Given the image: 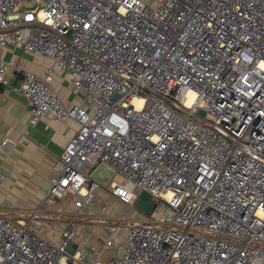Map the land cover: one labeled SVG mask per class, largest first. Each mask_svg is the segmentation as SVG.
<instances>
[{"label": "built area", "instance_id": "1", "mask_svg": "<svg viewBox=\"0 0 264 264\" xmlns=\"http://www.w3.org/2000/svg\"><path fill=\"white\" fill-rule=\"evenodd\" d=\"M7 46L53 62L39 76L0 61V87L20 76L30 124L51 114L79 129L39 209L0 214V264H264V0H0ZM57 71L91 109L63 104ZM103 163L105 187L91 177ZM99 191L130 211L147 192L156 207L110 215ZM67 195L76 211L51 242L33 227ZM88 208L109 237L83 252L72 242Z\"/></svg>", "mask_w": 264, "mask_h": 264}, {"label": "crops", "instance_id": "2", "mask_svg": "<svg viewBox=\"0 0 264 264\" xmlns=\"http://www.w3.org/2000/svg\"><path fill=\"white\" fill-rule=\"evenodd\" d=\"M1 60L12 63L14 68L22 67L39 76H43L53 64L50 59L11 46L0 48ZM15 72L12 69L7 77L9 84L0 87V137L10 139L6 150L0 153V171L4 176L0 178V214L18 222L39 209L46 199L51 180L57 175L54 165L78 131L79 124L74 120L63 121L46 114L36 125H31L30 101L15 89L20 84V76ZM69 78V73L57 71L52 86L66 107H85V94L76 92ZM106 194L104 191L98 192V203L104 202ZM58 200L49 198L42 213L51 217V221L44 224L46 226L42 232H46L47 226L58 229L55 230L58 235L54 237L50 236L53 231L45 233L51 242L58 240L64 222L75 212L70 206V199L69 205ZM95 212L92 210L87 213L92 216ZM57 216H60L59 221ZM42 227L33 229L41 231Z\"/></svg>", "mask_w": 264, "mask_h": 264}, {"label": "rangeland", "instance_id": "3", "mask_svg": "<svg viewBox=\"0 0 264 264\" xmlns=\"http://www.w3.org/2000/svg\"><path fill=\"white\" fill-rule=\"evenodd\" d=\"M84 99H85V102L87 101V104L85 105V107L88 109H91L92 106L89 103L86 96H84ZM116 181L122 182V178L118 177V178H116ZM69 199H70V206L72 205V208H74V203H73L74 199L71 195H70V197L66 196L65 198L60 199L58 201L62 202V204L66 203L65 205H69V203H68ZM51 200H53V199L51 198ZM105 200H103L104 201L103 203L107 202L110 205V208H109L110 215H114V214L119 215L121 213H126V212L130 211L129 205L122 203L118 198H116V197H114L108 193L106 194ZM99 203L97 202L96 208L100 207L103 204V203H100V204ZM163 208L165 209L166 206L164 205ZM88 210H90V209H84L85 212H90V211L92 212L93 209H91L90 211H88ZM79 215H81V214H79ZM130 215H131V217H134V220L139 221L140 218H142L144 214L140 210H138L136 207H134L133 210L130 211ZM100 219L101 218L98 217L97 215L86 216L83 214V215L79 216V218H77V221H76V229L78 232V237L72 242L73 243L72 246L79 245L83 252L87 249L91 250L93 245H95L96 248L103 247L105 241L109 237V233L102 225H100V223H99ZM57 221H59V219H57ZM127 221L131 222L130 219H128ZM56 224H58V223H56ZM45 226H43L41 228V231L36 230L35 232L42 235V236H45V233L48 232V234H49V231L50 232L53 231V232H51V235H50L51 237L58 235L57 233H55V230H58V229L54 228L53 226H47L46 232L45 233L42 232V230L45 229ZM120 235L122 236L123 239H126V232L125 231L121 232ZM119 244H118V246H116V247H118L117 250H120L123 246L121 243H119ZM109 252H110L109 255H106L108 257L115 253V249H111V250H109Z\"/></svg>", "mask_w": 264, "mask_h": 264}, {"label": "water", "instance_id": "4", "mask_svg": "<svg viewBox=\"0 0 264 264\" xmlns=\"http://www.w3.org/2000/svg\"><path fill=\"white\" fill-rule=\"evenodd\" d=\"M117 97V96H116ZM115 175L114 170H112L108 165L106 164H100L92 173L91 177L99 182L102 186H107L113 176ZM135 206L138 210H140L142 213L146 215H151L156 207V201L152 197L151 194L147 192H142L136 203Z\"/></svg>", "mask_w": 264, "mask_h": 264}, {"label": "bare ground", "instance_id": "5", "mask_svg": "<svg viewBox=\"0 0 264 264\" xmlns=\"http://www.w3.org/2000/svg\"><path fill=\"white\" fill-rule=\"evenodd\" d=\"M193 95V92H190L189 95H184V97L182 98L183 101H187V105H190V97Z\"/></svg>", "mask_w": 264, "mask_h": 264}]
</instances>
